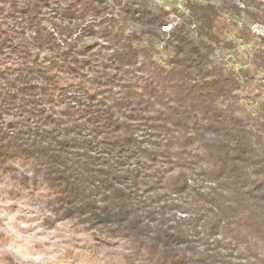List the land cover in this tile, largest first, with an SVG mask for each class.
Returning <instances> with one entry per match:
<instances>
[{
	"label": "trees",
	"instance_id": "1",
	"mask_svg": "<svg viewBox=\"0 0 264 264\" xmlns=\"http://www.w3.org/2000/svg\"><path fill=\"white\" fill-rule=\"evenodd\" d=\"M238 3L186 0L166 31L152 0H0L1 175L128 238L130 264H264V113H236L264 93V33L240 22L264 9ZM252 41L253 74L217 65Z\"/></svg>",
	"mask_w": 264,
	"mask_h": 264
},
{
	"label": "rangeland",
	"instance_id": "2",
	"mask_svg": "<svg viewBox=\"0 0 264 264\" xmlns=\"http://www.w3.org/2000/svg\"><path fill=\"white\" fill-rule=\"evenodd\" d=\"M231 1L240 4L239 0ZM152 2L171 12L168 23L163 26L166 31L179 20L178 16L188 12L186 0ZM261 2L260 8L264 9V0ZM254 8L252 3L250 9ZM240 22L251 25L256 32L264 31L262 26L251 23L246 16ZM229 37L233 39L234 35L230 34ZM92 38L98 41L102 54L111 52L106 47V41ZM255 41L243 42L232 49H220L215 57L217 65L229 72L253 74ZM160 55L156 54L157 57ZM250 86L242 89L236 109L237 115L243 118L249 113H264L261 105L264 93L255 91V94L249 95ZM142 132L141 129L139 133ZM13 163L19 172L32 175L30 162L14 159ZM52 196L53 191L41 181L23 187L8 175L0 173V264H130L127 257L132 254L133 247L128 238L105 228L88 230L75 220L54 218L49 204ZM169 217L172 220L187 218L188 214H184L182 209L173 208L169 211Z\"/></svg>",
	"mask_w": 264,
	"mask_h": 264
},
{
	"label": "built area",
	"instance_id": "3",
	"mask_svg": "<svg viewBox=\"0 0 264 264\" xmlns=\"http://www.w3.org/2000/svg\"><path fill=\"white\" fill-rule=\"evenodd\" d=\"M263 27V26H262ZM264 28V27H263ZM254 31H255V29H253ZM256 32V31H255ZM257 33H259V34H263L264 33V31H262V32H257Z\"/></svg>",
	"mask_w": 264,
	"mask_h": 264
}]
</instances>
